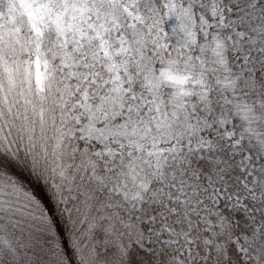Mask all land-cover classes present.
Segmentation results:
<instances>
[{
    "label": "snow or ice",
    "instance_id": "obj_1",
    "mask_svg": "<svg viewBox=\"0 0 264 264\" xmlns=\"http://www.w3.org/2000/svg\"><path fill=\"white\" fill-rule=\"evenodd\" d=\"M0 264H264V0H0Z\"/></svg>",
    "mask_w": 264,
    "mask_h": 264
}]
</instances>
